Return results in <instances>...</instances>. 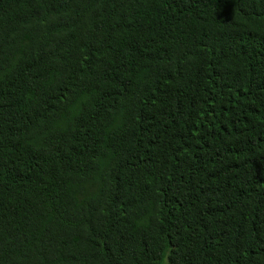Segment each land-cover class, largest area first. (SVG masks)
Wrapping results in <instances>:
<instances>
[{
	"label": "trees",
	"instance_id": "obj_1",
	"mask_svg": "<svg viewBox=\"0 0 264 264\" xmlns=\"http://www.w3.org/2000/svg\"><path fill=\"white\" fill-rule=\"evenodd\" d=\"M0 264H264V0H0Z\"/></svg>",
	"mask_w": 264,
	"mask_h": 264
}]
</instances>
